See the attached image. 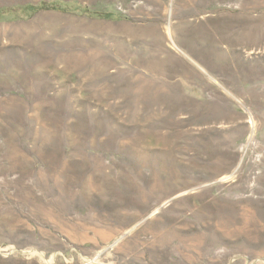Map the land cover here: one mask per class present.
Masks as SVG:
<instances>
[{
  "label": "rangeland",
  "instance_id": "1",
  "mask_svg": "<svg viewBox=\"0 0 264 264\" xmlns=\"http://www.w3.org/2000/svg\"><path fill=\"white\" fill-rule=\"evenodd\" d=\"M0 264H264V0H0Z\"/></svg>",
  "mask_w": 264,
  "mask_h": 264
},
{
  "label": "trees",
  "instance_id": "2",
  "mask_svg": "<svg viewBox=\"0 0 264 264\" xmlns=\"http://www.w3.org/2000/svg\"><path fill=\"white\" fill-rule=\"evenodd\" d=\"M32 7L34 8V10H38V9H40V8H48L49 5H47L46 2H42V4H41L40 6L31 5V8H32Z\"/></svg>",
  "mask_w": 264,
  "mask_h": 264
}]
</instances>
